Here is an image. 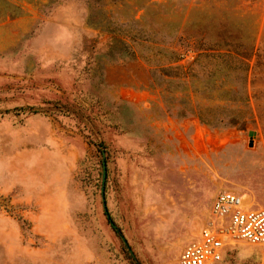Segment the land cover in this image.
<instances>
[{
    "label": "rangeland",
    "instance_id": "374dc122",
    "mask_svg": "<svg viewBox=\"0 0 264 264\" xmlns=\"http://www.w3.org/2000/svg\"><path fill=\"white\" fill-rule=\"evenodd\" d=\"M216 42L253 45L248 71L199 56ZM133 63L147 88L107 80ZM208 107L245 129L192 116ZM225 191L264 207V0H0V264H180Z\"/></svg>",
    "mask_w": 264,
    "mask_h": 264
},
{
    "label": "built area",
    "instance_id": "2783aa9c",
    "mask_svg": "<svg viewBox=\"0 0 264 264\" xmlns=\"http://www.w3.org/2000/svg\"><path fill=\"white\" fill-rule=\"evenodd\" d=\"M211 221L182 252L180 264H221L230 242L264 247V207L254 208L233 192L219 193Z\"/></svg>",
    "mask_w": 264,
    "mask_h": 264
},
{
    "label": "trees",
    "instance_id": "16d2710c",
    "mask_svg": "<svg viewBox=\"0 0 264 264\" xmlns=\"http://www.w3.org/2000/svg\"><path fill=\"white\" fill-rule=\"evenodd\" d=\"M161 52L164 56L170 57L168 64L162 68L164 76L167 78H181L182 75L186 77L187 73L183 66L177 65L181 61L182 53L178 52L174 48L162 44ZM200 55H205L206 57H217L218 59H223L226 57H233L244 67L245 71L249 69V60L253 56L254 46H244L240 43H222L216 42L209 44L208 46L203 45ZM192 49V48H191ZM189 49L186 51L188 52ZM173 72H182V75H175ZM220 107H208L199 112L193 110L192 116H195L201 124L213 127V128H240L242 130L246 127V121L242 118L234 117L228 120H218L215 116V112L219 110Z\"/></svg>",
    "mask_w": 264,
    "mask_h": 264
},
{
    "label": "crops",
    "instance_id": "0c3cea01",
    "mask_svg": "<svg viewBox=\"0 0 264 264\" xmlns=\"http://www.w3.org/2000/svg\"><path fill=\"white\" fill-rule=\"evenodd\" d=\"M130 67H137L142 70L144 80L141 81L133 73H130ZM121 72L118 76H113L114 73ZM147 67L141 63H133L128 65L114 66L107 70V80L114 85H117L121 89H140L142 87L147 88L149 86L150 79L148 77Z\"/></svg>",
    "mask_w": 264,
    "mask_h": 264
},
{
    "label": "water",
    "instance_id": "95a60500",
    "mask_svg": "<svg viewBox=\"0 0 264 264\" xmlns=\"http://www.w3.org/2000/svg\"><path fill=\"white\" fill-rule=\"evenodd\" d=\"M102 168H103V171H102L101 197H102V202H103V209H104V212H105L108 220L110 221L111 226L116 229V225L113 223L112 218L109 214L108 207H107V201H106V185H107V179H108V164H107L105 152H103ZM122 240H123L124 244L130 249L128 241L126 240V238L124 236L122 237Z\"/></svg>",
    "mask_w": 264,
    "mask_h": 264
}]
</instances>
